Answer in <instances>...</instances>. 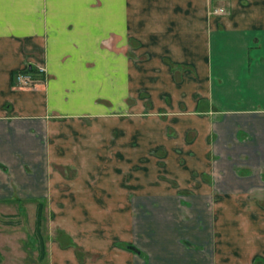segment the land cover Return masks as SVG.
<instances>
[{"label": "crops", "instance_id": "crops-1", "mask_svg": "<svg viewBox=\"0 0 264 264\" xmlns=\"http://www.w3.org/2000/svg\"><path fill=\"white\" fill-rule=\"evenodd\" d=\"M120 3L102 12L92 0H0V203L45 200L51 212L132 214L134 197L142 196L144 209L165 208L173 191L156 177L134 187L132 165L143 152L135 147L162 146L138 133L150 124L163 132L166 99L174 116L192 113L200 101L218 133L211 155L226 148L221 162L233 163L241 147V220L213 218L200 232L205 238L192 226L187 235L210 243L208 264H264V0ZM25 69L36 79L31 85L15 79ZM135 97L148 101L152 117L137 133ZM191 145L204 157L203 141ZM117 218L131 237L132 216ZM228 239H241V253ZM133 241L72 239L55 253L72 254L65 257L77 264H141L123 244Z\"/></svg>", "mask_w": 264, "mask_h": 264}, {"label": "rangeland", "instance_id": "rangeland-1", "mask_svg": "<svg viewBox=\"0 0 264 264\" xmlns=\"http://www.w3.org/2000/svg\"><path fill=\"white\" fill-rule=\"evenodd\" d=\"M122 1L92 0L91 5L97 10L101 4L102 12H110L115 10L112 6L115 3H118L117 10H120ZM221 4L225 6L224 3ZM165 101L167 106L161 111L159 115L161 121H158L160 125H164L163 132L154 130L150 124L149 130L138 133L142 135L140 139L153 142L158 140L162 142V146L153 148V144H149L152 142H148L143 148L135 147V151H143L141 155L144 156H135L132 165L135 189L141 190L140 188L147 186H144V183L148 178L156 177L153 182L156 181L157 186L167 187L173 191L165 197V208L154 203L153 210L144 209L146 207L142 203V196L134 197L132 214L107 210L85 213L51 212L45 200L38 202L23 200L19 206L17 202L0 203V264H77L76 259L71 261L65 257L73 256L72 254L55 253L60 244L62 246L68 244L72 239H134L133 242L128 243L135 248L131 250L136 251L138 263L141 264H194L195 262L208 264L210 261L206 259V253L209 258L212 248L210 243L206 244L205 239L199 243L187 234L192 230V226L200 235L198 239L205 238L204 235L201 237L200 232L210 225L213 218H222L228 223L241 220V147L237 148L238 157H232L236 159L233 163H222L223 158L219 157L222 155L221 151L229 150L220 148V152L211 155L209 145L211 140L217 138L218 133L214 130L213 124H207L211 121V117L205 113L206 107H203V103L199 101L195 109L197 111L174 116L168 110V106H172L173 101L169 99ZM128 102L131 103V100ZM105 103L111 106L109 101ZM133 103L136 110L134 131L137 133V130H142L141 121L149 124V119L152 117L147 116L148 101L135 97ZM201 107L204 108L203 112L198 110ZM138 114H144L145 117ZM220 117L215 118L220 119ZM237 136L241 139V130L238 131ZM195 138L203 141L204 157L202 158L196 156V152L200 153V149L191 147ZM216 165L217 174L214 173ZM148 185L152 186V184ZM210 187L215 191L226 189L228 193L227 195H219L216 192L213 195L194 194L193 190L197 188L205 190ZM101 203L102 206H106L107 198L101 197ZM39 207L41 211L38 213ZM130 215L134 224L131 237L130 231L128 230L127 234L126 227H119L120 224L115 221L118 219L117 216L127 219ZM170 228L173 229L172 232H169ZM239 228L241 227L235 224L233 230ZM40 239L44 243L43 249ZM228 240L229 247H234L241 253V239ZM118 241L116 240L115 244ZM123 244L127 243L123 242ZM165 251L176 253L178 258L162 259L160 254ZM194 253L197 259H193ZM78 254L80 253L77 252ZM231 262L238 263L241 259H234Z\"/></svg>", "mask_w": 264, "mask_h": 264}, {"label": "built area", "instance_id": "built-area-1", "mask_svg": "<svg viewBox=\"0 0 264 264\" xmlns=\"http://www.w3.org/2000/svg\"><path fill=\"white\" fill-rule=\"evenodd\" d=\"M42 70L43 68L39 67V71ZM15 79L21 85H31L36 81L35 77L27 69L16 72Z\"/></svg>", "mask_w": 264, "mask_h": 264}, {"label": "trees", "instance_id": "trees-1", "mask_svg": "<svg viewBox=\"0 0 264 264\" xmlns=\"http://www.w3.org/2000/svg\"><path fill=\"white\" fill-rule=\"evenodd\" d=\"M39 211H41V207H39V209L37 210V212L39 213ZM41 240V239H40ZM40 244H41V248L43 249L44 248V243H43V241L41 240L40 241ZM127 248H129V249H133V250H135V248L133 247V245H131L130 243H127V244H124ZM132 250V251H133ZM136 252V251H135Z\"/></svg>", "mask_w": 264, "mask_h": 264}]
</instances>
